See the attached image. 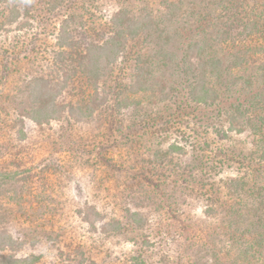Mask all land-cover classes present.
Segmentation results:
<instances>
[{
    "label": "trees",
    "instance_id": "trees-1",
    "mask_svg": "<svg viewBox=\"0 0 264 264\" xmlns=\"http://www.w3.org/2000/svg\"><path fill=\"white\" fill-rule=\"evenodd\" d=\"M83 1L0 0V37H9L15 24L29 37L42 35L51 18L58 21L41 66L33 60L23 68L9 87L14 95L0 88V127L25 120L37 127L66 123L60 132L69 136V154L102 166L116 184L124 177L122 197L143 194L147 206L169 215L181 199L201 203L217 226L205 230L175 215L181 238L190 234L180 250L183 262L175 264H264V0H123L124 7L97 22L79 12ZM35 28L42 30L33 33ZM27 46L25 40L0 41L5 69L27 57ZM11 96L20 102L18 110ZM190 119L195 127H188ZM152 131L167 146L152 151L139 168L107 157ZM210 132L223 143L205 140ZM231 134L246 135L241 147L227 145ZM17 135L26 139L20 127ZM46 161L38 172L43 186L46 171L62 168L61 158ZM32 170L0 171V195L10 183L28 182ZM128 180L136 186L130 196ZM130 206L122 209L126 226L149 224ZM90 212L93 222H86L93 235L124 233L121 220ZM6 221L0 212V264H40L41 254H20L25 241L4 231ZM119 264L149 262L137 253Z\"/></svg>",
    "mask_w": 264,
    "mask_h": 264
},
{
    "label": "rangeland",
    "instance_id": "rangeland-1",
    "mask_svg": "<svg viewBox=\"0 0 264 264\" xmlns=\"http://www.w3.org/2000/svg\"><path fill=\"white\" fill-rule=\"evenodd\" d=\"M125 5L123 0H119V2L118 0H92L91 3L84 0L83 3L80 2V7H82L79 8V12L83 16L88 15L89 18L96 20L91 19L93 22H97L104 20L106 14H110L111 11L115 12ZM1 13L0 10V22L3 21ZM49 22L43 27V34L38 35L39 37L37 35L29 37L30 34L21 31L19 29L21 26L18 27L17 24L10 27L16 28V30L9 37L6 32L0 37V41L4 43L15 39L25 40L28 43L29 51L25 53L26 58L21 62L18 61L19 64H13L16 61L7 62L6 69L4 67L6 61L0 54V76L3 78L2 82L0 81L2 83L0 88H3V92L14 95L13 88L9 87L20 79L23 68L27 67L29 62L35 60L37 61L34 62L37 63L36 66H41L40 57L47 56L48 47H51L55 41L54 30L58 21L56 18H51ZM88 23L92 22L89 20ZM41 30L42 28H35L33 33L41 32ZM31 38H34L35 42L30 43ZM45 49L48 52H45ZM5 81L7 84L4 86ZM11 99H13L12 96ZM12 105L16 106L17 110L21 107L20 102L14 101V99ZM5 106L10 112L9 105ZM13 106L12 108H14ZM194 114L201 116L200 112V115L198 112H194ZM192 117L193 115L189 118ZM190 120L188 127H195V121ZM12 123L9 122V126L3 124L0 127V171H25V169L31 168L33 175L28 179V182L23 183V180L20 179L17 183L13 182L5 187V191L0 195V212L5 214L7 219L4 231L14 237H23L25 241L20 252L21 255L41 254L40 264H82L80 262L82 258L85 259V264H91V262L119 264L131 254L142 253L149 264H165V262L175 264L183 262L180 260L183 258L180 250L185 244H189V241L186 243V236H190L187 233L181 238L183 233L179 231L181 223H178L175 215L180 221L182 218H189L195 225H201L205 230H212L217 226L216 220L203 215V205L194 199H187L185 202H182V199L179 200V210L174 215H169L166 210L155 212L150 206H147L143 194L135 197V200L126 199L125 195L122 197L121 190L126 187V184L123 183L125 178L120 177L122 175L119 176L120 184H116V182L105 178L102 166L96 167L93 161L82 164L86 157L79 158L78 152H72V156L69 154L68 149L72 145L69 136L66 132L62 136L60 132L61 128L66 127V123L63 125L52 123L50 127H37L25 120L24 125L22 123L21 126H18L26 134V139L20 141H18L19 136L17 135L18 127L13 126ZM201 124L199 123V125ZM182 128H184V133H190V128ZM135 136L136 140H139L135 146L133 141L120 151L109 150L107 157H112L116 162L131 160L130 163L139 168V164L142 165L150 159L152 151L164 149L167 146L164 137L153 131L150 134L140 132ZM63 137L67 139H63ZM245 137L246 135L231 134L227 145L241 147ZM205 140L219 145L223 143L220 139L215 138L212 132L205 135ZM31 154L35 156L31 157ZM47 156H50L51 161L61 158L62 168L57 172L46 171L44 181L47 182L45 186H49L46 188L40 184L38 172L47 163ZM87 159L89 158L87 157ZM110 174L111 170L108 175ZM129 177L131 176H126V179ZM132 183L131 180H128V196L131 195V190L133 191L136 187ZM119 197H122V200ZM128 203L131 204L132 211H140L142 215L148 216L149 224L141 229L126 226L122 209ZM91 209L105 215L107 220L112 218L121 220L125 224L124 233L113 235L98 234L97 232L93 235L87 223L93 222L94 219L91 216ZM152 217L156 218L154 222ZM101 224L100 221L95 222L97 229ZM145 238L149 241L148 246L142 244V240ZM76 249L82 250L84 255H78Z\"/></svg>",
    "mask_w": 264,
    "mask_h": 264
}]
</instances>
